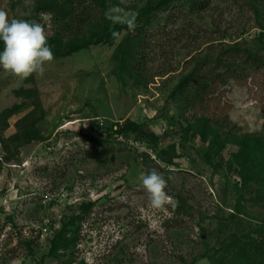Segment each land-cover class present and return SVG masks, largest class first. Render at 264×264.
Instances as JSON below:
<instances>
[{
  "label": "rangeland",
  "instance_id": "1",
  "mask_svg": "<svg viewBox=\"0 0 264 264\" xmlns=\"http://www.w3.org/2000/svg\"><path fill=\"white\" fill-rule=\"evenodd\" d=\"M36 4L0 0V10L52 35L51 15L39 14ZM115 16L126 20L129 13ZM259 22L264 26V0H214L204 13L173 5L146 37L155 46L153 77L148 69L131 71L133 64L123 69L116 49L126 31L114 44L54 55L43 74L20 77L0 68V113L12 111L0 123V264L261 259L264 201L254 200L252 189L241 193L239 145L220 149L214 136L193 131L191 111L170 97L196 52L220 42L264 45ZM246 72V81L218 83L210 109L224 105L239 133L264 137V67ZM152 169L172 197L159 209L141 181ZM71 222L65 235H76L74 243L53 250Z\"/></svg>",
  "mask_w": 264,
  "mask_h": 264
},
{
  "label": "trees",
  "instance_id": "2",
  "mask_svg": "<svg viewBox=\"0 0 264 264\" xmlns=\"http://www.w3.org/2000/svg\"><path fill=\"white\" fill-rule=\"evenodd\" d=\"M39 5L36 11L50 14L55 26L53 34L46 36L55 56H67L92 45L114 44L118 35L126 31L127 36L117 49V58L121 55L123 69L142 73L147 69L152 73L156 62L154 47L147 40L148 30L156 23L160 13L173 5L183 7V11L206 12L214 0H138V4L126 6L121 0H33ZM258 15L259 5H253ZM123 9L129 13L126 20L116 19L115 14ZM132 26L129 27V23ZM261 35L264 38V26L259 22ZM260 38V40L262 39ZM222 43L212 44L207 53L196 52L191 56L190 68L179 78L178 84L172 89L171 99L192 113L189 125L193 131L214 136L220 142V149L225 144L234 142L240 147L244 159L240 170L241 193L252 189L250 196L256 194L254 200L264 201V137L259 133H239L236 125L230 120L227 108L213 105L218 83H226L229 79L246 81L247 69L254 66L264 67V45L256 48L243 47L236 42L230 46ZM126 44V45H125ZM153 48H149L150 46ZM3 43L0 42V50ZM137 68V69H136ZM137 72V73H138ZM225 96V94H223ZM11 109L0 113V123L11 115ZM33 138V136H30ZM28 141H31V138ZM66 224L53 240V250L67 247L74 243L76 235H65V230L72 224ZM261 235V232H258ZM254 264H264V255Z\"/></svg>",
  "mask_w": 264,
  "mask_h": 264
},
{
  "label": "clouds",
  "instance_id": "3",
  "mask_svg": "<svg viewBox=\"0 0 264 264\" xmlns=\"http://www.w3.org/2000/svg\"><path fill=\"white\" fill-rule=\"evenodd\" d=\"M132 22L129 23V27ZM0 68L12 75L28 77L32 73L43 74L44 65L54 59L53 51L39 23L23 19L9 20L8 14L0 10ZM153 208L172 204V197L165 191L166 180L152 169L141 177Z\"/></svg>",
  "mask_w": 264,
  "mask_h": 264
}]
</instances>
